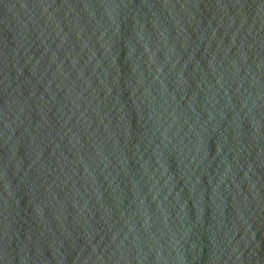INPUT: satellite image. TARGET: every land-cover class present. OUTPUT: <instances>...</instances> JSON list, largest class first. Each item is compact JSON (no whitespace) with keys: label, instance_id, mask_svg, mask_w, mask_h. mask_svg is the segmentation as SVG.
Masks as SVG:
<instances>
[{"label":"water","instance_id":"obj_1","mask_svg":"<svg viewBox=\"0 0 264 264\" xmlns=\"http://www.w3.org/2000/svg\"><path fill=\"white\" fill-rule=\"evenodd\" d=\"M0 264H264V0H0Z\"/></svg>","mask_w":264,"mask_h":264}]
</instances>
